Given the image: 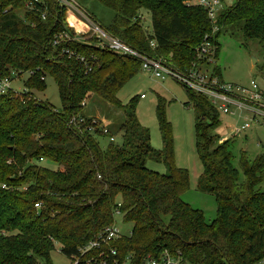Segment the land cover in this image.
Listing matches in <instances>:
<instances>
[{"label":"trees","instance_id":"obj_1","mask_svg":"<svg viewBox=\"0 0 264 264\" xmlns=\"http://www.w3.org/2000/svg\"><path fill=\"white\" fill-rule=\"evenodd\" d=\"M28 1L0 0V80L29 74L25 92L10 89L0 95V264H51L56 245L60 253L73 254L114 222L116 210L132 224L130 236L112 244L120 259L131 256L138 264L166 251L177 264H264V154L252 162L241 154L240 182L231 139L220 142L216 133L218 111L183 87L185 105L194 112L195 148L203 167L199 189L216 201L215 218L206 223L202 211L181 199L189 177L174 164L164 104L156 114L162 149L155 150L136 117V101L123 105L116 97L141 62L75 41L53 46L55 35L66 29L65 9L56 0H38L29 10ZM98 1L113 12L109 25L101 26L105 32L179 71L200 65L196 49L204 37L215 45L217 59V40L227 28L240 31L245 43L264 44V0H237L222 9L212 36L206 12L188 5L195 0ZM142 12L150 18L151 33L142 26ZM68 20L86 30L71 13ZM213 70L221 78L216 65ZM260 70L264 74V57ZM46 76L57 86L59 110L30 93L45 90ZM87 94L122 112L121 143L109 140L106 148L99 146L96 136H112L82 114ZM72 117L83 122L71 125ZM148 160L163 164L166 172L147 169ZM42 162L59 167L50 170Z\"/></svg>","mask_w":264,"mask_h":264},{"label":"rangeland","instance_id":"obj_2","mask_svg":"<svg viewBox=\"0 0 264 264\" xmlns=\"http://www.w3.org/2000/svg\"><path fill=\"white\" fill-rule=\"evenodd\" d=\"M72 1L100 26H108L113 18V12L104 7L98 0ZM236 1L220 0L221 7L222 9L228 8ZM141 14L144 30L151 33L149 16L144 12ZM217 43L219 53L215 65L220 72V80L225 84L242 87H248L253 81L261 91H264V74L260 70L264 57V44L254 41L245 43L240 31L235 28H227L218 37ZM27 78L26 73L19 78H14L9 82L10 89L16 93L25 92L23 82ZM45 85L44 91H30L33 98L38 102L50 104L56 110L61 109L57 86L50 76H46ZM116 97L123 105L132 100L136 101V117L139 123L149 131L150 143L155 150L162 149L156 114L159 103L164 104L165 119L171 127L174 164L177 168L186 170L189 177V187L181 199L192 208L202 211L206 223L213 221L216 215L215 198L210 193L199 189L203 167L195 148L194 112L191 106L185 105L188 101L186 90L174 79H156L140 68L137 74L119 90ZM84 100L87 101H85L86 105L82 109V114L98 122H106L105 126L108 127L106 128L110 131L114 139L113 142L115 144L121 143V133L118 131L124 121L122 112L96 95L87 94ZM233 119L219 114L221 125L216 133L221 137L228 135L231 139L232 165L239 170V181L242 182L244 177L240 169V156L245 154L247 160L252 162L256 157L264 154V130L253 126L245 134L230 136L226 126L237 125ZM102 122H100V126H104ZM96 139L103 149L110 142L109 136H96ZM41 166L50 170H57L59 167L51 162H42ZM146 168L159 174L166 172L163 164L151 160L146 162ZM261 189H264V183L261 185ZM114 225L124 236L131 233L132 224L124 223L120 215L114 216ZM59 250V246L56 245L50 256L51 264H70L68 258ZM37 264H44V262L38 261Z\"/></svg>","mask_w":264,"mask_h":264},{"label":"built area","instance_id":"obj_3","mask_svg":"<svg viewBox=\"0 0 264 264\" xmlns=\"http://www.w3.org/2000/svg\"><path fill=\"white\" fill-rule=\"evenodd\" d=\"M38 0H30L26 8L33 9V5ZM60 8L65 9V30L59 32L54 37L53 46H58L63 42H80L100 49H106L111 53L128 56L138 59L141 62V69L154 76L156 79H174L182 87L188 88L205 97L209 103L218 111L219 114L235 117L241 120L240 124L229 127L230 136H239L251 129L254 125H260L264 129V95L255 82H251L248 87H242L223 83L219 76L214 73L216 47L208 37H204L201 45L196 49L197 60L200 65L195 64L186 71H179L163 59H154L134 51L119 39L109 35L100 25L94 22L84 10L72 0H56ZM189 3V2H188ZM188 5L201 7L207 18L213 25L212 36L216 32L215 23L218 14L222 10L220 0H195ZM72 14L77 21L86 27V30H79L72 25L69 14ZM154 48V42L150 43ZM63 54L68 58H75L78 62L86 65L83 58L75 55L69 50H63ZM90 71V68H88ZM29 75V74H27ZM13 76H16L13 74ZM9 79L0 80V95L10 90ZM84 100L81 105H86ZM83 119L72 117L69 124H79ZM93 124L95 122L93 121ZM103 134L107 133L105 126H99ZM93 131V128L88 129ZM113 142V138H109ZM227 140L220 136V142ZM38 209L40 206L35 204ZM120 205L118 204L117 208ZM120 215L119 210L115 211L114 216ZM130 236V234L128 235ZM126 237L115 227L114 222L104 227L95 237L80 246L73 254L65 255L70 264H135L131 256L124 259L118 257L117 249L112 244L121 238ZM138 264H177V261L166 251L157 256L147 255Z\"/></svg>","mask_w":264,"mask_h":264},{"label":"crops","instance_id":"obj_4","mask_svg":"<svg viewBox=\"0 0 264 264\" xmlns=\"http://www.w3.org/2000/svg\"><path fill=\"white\" fill-rule=\"evenodd\" d=\"M91 96V95H90ZM89 96V97H90ZM87 101V100H86ZM227 117H229V116H227ZM232 118H234L233 120L236 122V124H240V122H241V120H239L238 118H235V117H232ZM236 119V120H235ZM100 122H102V121H100ZM102 123H104V122H102ZM104 126L106 125V122L103 124ZM255 127H260V128H262L260 125H254ZM105 127H107V126H105ZM229 127H231V125H228V126H226V129H228ZM108 128V127H107ZM252 129V128H251ZM263 129V128H262ZM250 130V129H249ZM264 130V129H263ZM248 131V130H247ZM225 133V132H224ZM245 134V133H244ZM220 136V135H219ZM244 137L246 138V135H244ZM225 138H227V139H229V137H228V135H226L225 136Z\"/></svg>","mask_w":264,"mask_h":264},{"label":"bare ground","instance_id":"obj_5","mask_svg":"<svg viewBox=\"0 0 264 264\" xmlns=\"http://www.w3.org/2000/svg\"><path fill=\"white\" fill-rule=\"evenodd\" d=\"M83 25V24H82ZM84 26V25H83ZM85 27V26H84ZM84 30H85V28H84Z\"/></svg>","mask_w":264,"mask_h":264}]
</instances>
